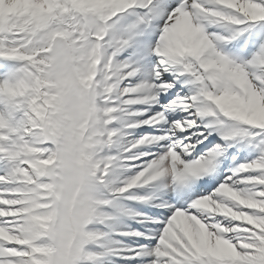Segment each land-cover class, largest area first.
I'll use <instances>...</instances> for the list:
<instances>
[{
    "label": "snow or ice",
    "instance_id": "6c2138e0",
    "mask_svg": "<svg viewBox=\"0 0 264 264\" xmlns=\"http://www.w3.org/2000/svg\"><path fill=\"white\" fill-rule=\"evenodd\" d=\"M257 26L264 0H36L0 24V60L11 65L0 72V109L8 106L0 134L7 129L9 144L0 153V230L10 233L0 238V264H27L19 232L30 235L36 225L18 231L15 218L47 187L41 161L55 162L54 141L41 134L45 121L55 123L74 101L95 109L102 200L74 264H264V27ZM174 112L184 115L169 119ZM24 140L36 143L25 149ZM229 149L251 159L231 165ZM24 155L30 159L20 164ZM121 216L144 229H120Z\"/></svg>",
    "mask_w": 264,
    "mask_h": 264
},
{
    "label": "bare ground",
    "instance_id": "6f19581e",
    "mask_svg": "<svg viewBox=\"0 0 264 264\" xmlns=\"http://www.w3.org/2000/svg\"><path fill=\"white\" fill-rule=\"evenodd\" d=\"M35 2L36 0H0V24L7 21V19L6 21L3 19L5 13L17 15L21 12L31 11L34 8ZM74 2L81 6H92L103 3V0H74ZM78 103L77 106L79 105ZM229 160H232V158Z\"/></svg>",
    "mask_w": 264,
    "mask_h": 264
}]
</instances>
